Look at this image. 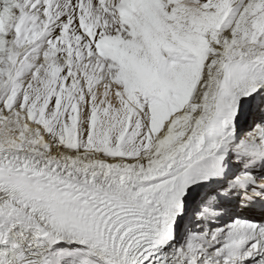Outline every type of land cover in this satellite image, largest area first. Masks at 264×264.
<instances>
[{
    "label": "snow or ice",
    "instance_id": "snow-or-ice-1",
    "mask_svg": "<svg viewBox=\"0 0 264 264\" xmlns=\"http://www.w3.org/2000/svg\"><path fill=\"white\" fill-rule=\"evenodd\" d=\"M0 264H264V0H0Z\"/></svg>",
    "mask_w": 264,
    "mask_h": 264
}]
</instances>
